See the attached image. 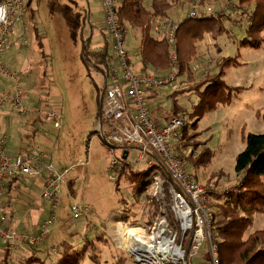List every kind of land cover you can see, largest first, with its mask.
<instances>
[{
	"label": "rangeland",
	"instance_id": "374dc122",
	"mask_svg": "<svg viewBox=\"0 0 264 264\" xmlns=\"http://www.w3.org/2000/svg\"><path fill=\"white\" fill-rule=\"evenodd\" d=\"M76 1L78 2L77 6L71 0H32L33 9L30 8L28 14L29 23H26L27 26L26 24L23 25L22 28L24 29L26 26V31H23L16 41L21 40L22 43V38L27 41L21 46L29 48L32 54L30 58L25 57L23 62H28L21 65L30 64L35 75L30 74V71L25 72L23 68H20L18 74V68L14 70V67L8 66L21 76L22 86L27 97L30 96L31 100L36 99V102L40 99L43 100L40 116L45 117V113L50 109L61 112L63 116L61 128L57 129L49 123L40 130L42 132L47 129L45 131L48 136L44 137V131L40 134V138L44 137L55 145L52 149L54 153L55 149L59 148L52 159L56 169L58 171L69 169L65 175V183L61 186L60 203L55 222L45 240L36 245L21 241L15 245L14 249L0 242V260L8 250L11 256L9 264H21L22 260L31 253L37 254L40 261L44 262L37 264H52L64 252V242L76 247L86 238L92 240L101 231L104 232L103 235L108 240H97L95 245L93 244V252L98 263L92 262L89 258H86L84 262L86 264H113L116 259L123 255L126 258L124 264H134L130 252L126 248L127 245L119 243L121 235L124 234L125 223H121L124 219L117 216V212L120 215L126 213L130 215L129 220L134 222L129 223V226L147 223L152 218L153 221L161 210H165L169 218L172 215L170 210L172 200L169 196L165 199L164 206L159 207L149 193V189L138 194L134 193L129 174L131 171L149 168L145 161L137 160L138 153L135 148L130 149L129 159L131 158V160L124 164L127 165L124 168L125 172L120 176L118 183L116 182L120 169L115 171L111 161L115 158L122 159L123 149L110 146L99 129L98 99H101V95L103 96L105 72L102 71L103 66L100 64L99 68H96L91 62L84 63L82 60L84 45L91 33L89 23H93L94 19H101L102 0H85V3L83 0ZM197 1L180 0L176 3L173 2V8L169 12L168 18L159 20H166L169 28L173 27L176 30L179 21L183 18L196 17L191 16L193 12L201 11L199 14L206 17L213 15V13L218 16V12L223 10L233 15L236 11V0H205L203 6L196 4ZM87 2L91 12H89ZM147 6H149V2H147ZM34 8L38 10L35 16L32 14L33 11L35 12ZM236 25L230 23L228 35L225 34L218 40L208 35L204 40L198 42L197 54L192 61L193 78L199 80L207 73L217 72V63L223 56L239 55L240 63L226 68L224 75V80L228 85L238 88L232 92L231 104L218 103L216 110L206 112L202 119L194 120L197 125L194 130L188 128V133L194 136V142L201 144L205 141L212 150L211 161L207 166L198 169L192 168L188 155L196 153L197 156L203 148L202 145H199L197 149H191L185 145L184 138L181 147L177 146V153L186 162V169L189 174L194 173L198 177V180L193 179L214 192V197L217 200L213 207L214 223L222 217L220 207L224 206L226 195H238L243 191L242 186H240L242 175L239 177L236 175L235 160L237 154L246 145L247 134L264 132V121L261 117V114L264 113V40L261 47L258 48L243 46L240 40L244 35L240 32V24L237 22ZM37 33L41 36L39 42L35 38ZM98 34L97 37H100L101 41L97 39V32L94 31L90 50L102 48L104 37H102V32ZM261 34L264 37V31ZM126 35L125 47L134 48L138 41L135 35L131 32H127ZM175 38L177 42V37L175 36ZM129 39L130 41L133 40L134 43H130ZM7 51L8 49L4 55L6 64ZM133 69L135 72L137 71V68ZM186 78L187 74L181 73L179 75V79L183 81L179 89H186L189 86ZM179 89H173V91ZM167 90L168 93L164 98H161V102L156 103V105L150 104L151 109L156 107V110H152L153 115L158 116L161 112L170 117L165 109L172 106V100L167 98L172 91ZM220 93L225 95L227 90H221ZM179 99L186 110L185 114L181 115L184 120V127H186V124L189 125L193 122L189 113L192 111L193 105L197 103L198 96L187 91ZM10 109L17 111L23 117L27 115L21 114L13 106ZM26 109L30 110L28 107ZM104 123V132L107 133L108 123ZM160 165L157 166L158 171H154L155 174L168 179L166 171ZM114 172L117 173L114 174ZM6 184L5 182L2 210L10 218L9 227L22 233L37 234L44 219L49 215L50 203L41 196L48 204L36 231H33L32 227L27 226L19 218H17L16 224L4 204L6 196L11 194L12 197L11 191L6 190ZM238 187L240 188L238 189ZM219 201L222 202V205ZM124 202L129 206V211L125 209ZM75 203L88 205L89 210L81 214L80 217L74 218L72 206ZM19 213L20 218L23 219L28 215L27 207L21 205ZM259 229H264V213L257 211L254 213V221L248 233ZM217 231L215 224V233L212 236L217 245L218 255ZM119 245L122 247L120 248ZM87 251L90 254V251ZM190 262L191 264H213L212 256L206 244L199 253L191 258Z\"/></svg>",
	"mask_w": 264,
	"mask_h": 264
},
{
	"label": "built area",
	"instance_id": "2783aa9c",
	"mask_svg": "<svg viewBox=\"0 0 264 264\" xmlns=\"http://www.w3.org/2000/svg\"><path fill=\"white\" fill-rule=\"evenodd\" d=\"M102 5L109 53L99 129L107 143L124 146V155H127L131 147L137 148L138 161H145L149 168L154 167L156 170L159 169L158 164H161L168 179L155 174L146 190L149 189L159 207L164 206L165 199L169 196L172 200L171 214L184 230H193L191 237L180 238L169 229L166 223L168 214L161 210L158 215L161 219L155 223L129 226V223L121 221L125 225L119 243L127 245L134 264H191V258L200 252L204 244L209 249L213 264H219L217 245L212 236L215 233L213 207L217 202L214 192L193 179L186 169V162L177 153V146L181 147L184 140V121L179 118L181 116H172L167 122L161 123L153 116L150 108L149 96L154 92L160 93L167 89L173 91L183 84L179 79L181 67L175 52V28H169L166 20H158L153 26L155 32L165 34L172 49L168 72L163 76L147 71L135 72L125 47V34L115 3L113 0H102ZM29 11L30 0L0 2V114L6 106L15 107L23 115L29 113L24 105L25 91L19 76L8 67L4 59L6 49L13 42L14 31L26 24ZM191 16L196 14L192 13ZM22 43L26 44L27 41L22 39ZM44 119L55 128H61L63 116L60 111L50 109L45 113ZM102 121L108 123L107 133L103 131ZM7 141L5 135L0 136V242L14 249L21 241L40 244L50 234L59 208L61 186L69 169H55L52 163L46 162V155L40 148L29 154H9ZM124 155L122 159L115 158L111 161L115 171L128 162V156L126 160ZM42 177H45V181L41 196L50 204L49 215L41 228L35 235L10 228V218L2 210L5 182L17 178L35 180ZM87 210L88 205L75 203L72 215L78 218ZM121 223L119 222L120 225Z\"/></svg>",
	"mask_w": 264,
	"mask_h": 264
},
{
	"label": "trees",
	"instance_id": "16d2710c",
	"mask_svg": "<svg viewBox=\"0 0 264 264\" xmlns=\"http://www.w3.org/2000/svg\"><path fill=\"white\" fill-rule=\"evenodd\" d=\"M113 1L124 34L126 35L128 32V27L139 32L140 44L138 46L137 55L138 62L142 67L141 69L157 76L165 75L171 65V47L165 34L163 32H155L153 26L157 20L167 19L169 12L173 8V2L176 3L180 0ZM147 2H149V6H147ZM204 2L205 0H198L195 3L203 6ZM181 6L183 5L181 4ZM200 12H193L197 14L194 18L188 16L180 20L175 30V36L177 37L176 50L181 73L187 74L185 80H188L189 86L186 89L181 88L172 91L167 97L172 100V106L169 109H165L170 117L173 115H184L186 110L183 105H181L180 96L184 95L187 91L195 93L198 96L197 103L193 105L192 111L189 113L193 122L189 125L186 124V127L182 129L185 145L187 147L197 149L199 145H202V149H205H201L197 156L195 155L196 153H190L188 155L189 161L191 162L190 165L195 169L209 164L212 157V150L207 146L205 141L201 144L194 142V136L188 133V128L194 130L197 126L194 120H198V118L202 119L206 112L216 110L218 103L231 104L232 92L238 88L226 83L224 80L225 70L231 65L240 63L239 55L223 56L219 63H217V72L213 74L207 73L201 79L195 80L192 75V61L197 54V43L204 40L208 35L216 40L225 34L228 35V25L232 23L235 26L238 22L242 27H240V32L244 35L240 40L241 44L254 48L261 47L264 40L261 34L264 31V0H236V11L234 15L226 13L223 10L218 12V16H215L216 13H213V15L202 17V15L199 14ZM90 39L84 45L82 60L84 63L91 62L96 68H99L100 64L103 66L102 71L105 72L109 44L105 40L100 50H90ZM130 63L132 65L134 64L132 58H130ZM224 89L227 90V94L225 95L220 93V91ZM157 93L158 92H154L151 96H155ZM165 104L168 105L166 101ZM101 106L102 95L101 99H98V117L100 116V118ZM261 117L264 121V113L261 114ZM104 124V121H102L103 128ZM115 147L122 148V146ZM124 151L126 150L124 149ZM128 151H130V149H128ZM124 153L125 152H123L122 156ZM126 166L127 165H123L121 167L122 169L120 168L116 180L117 183L120 176L124 174V168H126ZM154 171H157L154 167L141 171H131L129 175L133 183L135 194L143 190L145 191L148 188L155 175ZM235 172L238 177L242 175L241 182L243 191L238 195H226L224 206L220 207L222 217L215 222L218 229L217 258L219 264H264V229L248 233L254 221V213L257 211L264 213V132L247 134L246 145L236 156ZM191 176L198 180L196 174L191 173ZM124 203L126 205V202ZM219 203L222 205V202L219 201ZM125 209L127 211L130 210L127 205ZM123 219L130 224L134 222L129 220L130 215L128 213L123 215ZM152 219H149L148 222L152 223ZM103 234L104 232L101 231V233H97L96 237L92 238V240L86 238L76 247L68 242H64V252L60 255V258L52 264H86L84 262L86 258H89L92 262L98 263L96 261L97 257L93 252V244L95 245V241L97 240H108ZM188 245L189 242H187V246ZM87 250L90 251V254ZM10 258V253L7 250L1 258L0 264H9ZM124 260H126V258L122 255L120 258L116 259L113 264H124ZM38 262L44 263L40 261L37 254L31 253L22 260L21 264H37Z\"/></svg>",
	"mask_w": 264,
	"mask_h": 264
},
{
	"label": "crops",
	"instance_id": "0c3cea01",
	"mask_svg": "<svg viewBox=\"0 0 264 264\" xmlns=\"http://www.w3.org/2000/svg\"><path fill=\"white\" fill-rule=\"evenodd\" d=\"M57 1H61V0H57ZM71 1L73 3H75L77 6L78 2L76 0H71ZM83 2L85 3V0H83ZM88 2L86 4L89 7ZM30 8H32V0L30 2ZM34 10H35V12L33 11L32 14H34V16H35L36 12L38 10H37V8L36 9L34 8ZM89 12H91L90 7H89ZM33 20H34V17H33ZM103 20H104V18H103V12H102L101 19L97 18V19H94L93 23L92 22L89 23L91 33H90V37L88 38V40L91 38L90 42L92 40V35L94 34V31L97 32L96 37L99 36V34H98L99 32H102V34H103V32H105V26H104ZM28 23H29V17H28L27 24ZM27 24H26V26H27ZM26 26L24 29H22L24 26H19L17 28V30L14 32V35L12 36L13 42L7 48L8 54L6 55V57H7L6 61H7L8 66H10L12 68L14 67L13 68L14 70L16 68H18L17 69L18 74H19L20 68H23L25 70V72L30 71L29 72L30 74L32 73L33 75H35L34 74L35 71L31 70L30 64H26L25 66L21 65V64H25L24 62H28V61L23 62V59L25 57L30 58L32 52H30L29 48H24L23 46H21V45H23L21 43V40L16 41L20 37V35H22L21 33L23 31L24 32L26 31ZM37 28H35V29H37ZM128 32L133 33L136 37V40H138L137 44L134 48H129V47L126 48L128 55L130 58H132V61L134 62L133 68H137L136 72L143 71L141 69L142 68L141 64L138 62V55H137L138 46L140 44L139 32L137 30H133L130 28L128 29ZM102 37H104L103 44H104L105 40L108 43L105 33L102 35ZM35 38H36V41L39 42V39L41 38V36L37 33L35 35ZM126 38H127V35L125 37V41H126ZM97 39H99L101 41L100 37H97ZM129 41H130V39H129ZM130 43L133 44L134 43L133 40H131ZM36 49H34V51H36ZM18 76H19L20 82L22 84L21 76L20 75H18ZM104 77H105V75H104ZM25 84H26V82H25ZM167 93H168V90H162V92H160L159 95H158V93L155 96L150 95V104L152 103L153 105H156V103L161 102V98L162 97L164 98ZM41 102H43V100L40 99L36 102V99L31 100V97L30 96L27 97L25 94L24 104H25L26 108L27 107L30 108V110L27 109L29 111V113L25 117L18 114L17 111L11 110L10 109L11 106L4 107L1 111V114H0V136L5 135L7 137V140H8L7 141L8 142L7 143V152L9 154H29L32 151L40 148L41 151L46 155V162H48V163L50 162L54 165V162L52 161V159L54 158V156L57 153L59 148H56L55 153H54L52 151V149L55 145L50 143L48 141V139L44 138V137L48 136L47 132L45 131L47 129L44 130L45 132L44 131L40 132L41 128H44L45 126H47V124H49L48 122L45 121L44 116H40ZM36 104H37V108H36ZM150 108H151V106H150ZM31 109H34V110H31ZM153 109L156 110V107H153L151 109V112ZM153 116L158 121H160L161 123L167 122L170 118L166 114L164 115L161 112L158 114V116H156V115H153ZM99 120H100V118H99ZM43 132L46 134H44L45 135L44 137L40 138V134ZM15 136H16V140H15ZM135 149L138 153V149L137 148H135ZM129 152L127 153L128 158H129ZM136 158H137V156H136ZM129 160H131V158ZM54 167H55V165H54ZM55 169H56V167H55ZM44 173L45 174L47 173L46 169H44ZM44 181H45V177L38 178L35 180L34 179H28V178H17V179H12V180H9L6 182L7 183L6 184L7 185L6 190L11 191L12 197H11V194L6 196V199H4V204L6 205V210H8L10 212V215L12 216V220H14V223L17 224V218H19L20 221L25 222V224L27 226L32 227L33 231L34 230L36 231L38 229V227H39L38 224L41 222V218L44 215V213L47 209V204H48V203L46 204V202L41 198L42 186L44 184ZM22 183H24V184H22ZM64 183H65V181H64ZM19 203H22V204H19ZM21 205H25L27 207V211H28V215L25 216L23 219L20 218V215H19L20 214L19 212L21 211ZM116 215L121 216L118 212ZM121 217L123 218V216H121Z\"/></svg>",
	"mask_w": 264,
	"mask_h": 264
},
{
	"label": "bare ground",
	"instance_id": "6f19581e",
	"mask_svg": "<svg viewBox=\"0 0 264 264\" xmlns=\"http://www.w3.org/2000/svg\"><path fill=\"white\" fill-rule=\"evenodd\" d=\"M175 52L177 53V50L175 49ZM172 54V49H171V53L170 55ZM132 65V64H131ZM133 67V65H132ZM103 97H104V94L102 96V101H103ZM180 119L183 120L182 117H179ZM184 121V120H183ZM182 128L184 129V124L182 126ZM103 131H104V128H103ZM110 146L112 147H115V146H122V145H118V144H111V143H108ZM124 147V146H122ZM161 219L160 216H156V218L152 221L153 223L159 221ZM166 223L168 224V227L170 230H172L173 232L177 233V235L180 237V238H183V239H187L189 237H191L193 235V230L192 229H187V230H184L180 223L178 222V220L174 217V215L172 214L171 215V218H166ZM149 224V223H148Z\"/></svg>",
	"mask_w": 264,
	"mask_h": 264
},
{
	"label": "water",
	"instance_id": "95a60500",
	"mask_svg": "<svg viewBox=\"0 0 264 264\" xmlns=\"http://www.w3.org/2000/svg\"><path fill=\"white\" fill-rule=\"evenodd\" d=\"M126 156H127V155H124V157H123V158H126Z\"/></svg>",
	"mask_w": 264,
	"mask_h": 264
}]
</instances>
